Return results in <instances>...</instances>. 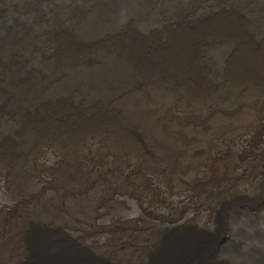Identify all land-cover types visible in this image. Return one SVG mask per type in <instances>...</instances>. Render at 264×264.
<instances>
[{
	"label": "bare ground",
	"instance_id": "6f19581e",
	"mask_svg": "<svg viewBox=\"0 0 264 264\" xmlns=\"http://www.w3.org/2000/svg\"><path fill=\"white\" fill-rule=\"evenodd\" d=\"M221 80L252 83L237 89L234 110L173 113L177 92L202 101ZM262 82L264 0H0V167L36 171L46 148L110 133L144 141L139 161L171 185L205 160L207 139L251 122ZM258 189L221 200L214 231L160 233L144 264H264L263 181ZM50 227L27 223L33 254L17 264H113Z\"/></svg>",
	"mask_w": 264,
	"mask_h": 264
},
{
	"label": "rangeland",
	"instance_id": "374dc122",
	"mask_svg": "<svg viewBox=\"0 0 264 264\" xmlns=\"http://www.w3.org/2000/svg\"><path fill=\"white\" fill-rule=\"evenodd\" d=\"M249 84L221 80L210 98L197 102L179 91L172 111L201 116L216 108L226 114L236 108L237 89ZM252 90L251 122L207 139L205 160L194 173L188 168L189 173L173 176L171 185L162 172L145 169L139 161L144 141H137L139 147L126 145L110 133L100 138L94 133L71 151L46 148L36 171L19 161L11 168L1 166L0 264H17L33 254L21 239L28 222L53 224L113 264H144L156 238L172 226L214 231L221 200L256 199L264 183V82ZM240 145L243 153L236 155ZM181 215L192 218L181 221ZM144 241L149 248L139 245Z\"/></svg>",
	"mask_w": 264,
	"mask_h": 264
}]
</instances>
